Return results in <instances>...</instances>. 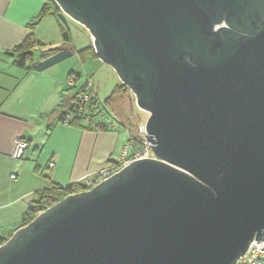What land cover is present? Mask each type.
Instances as JSON below:
<instances>
[{
  "label": "water",
  "instance_id": "95a60500",
  "mask_svg": "<svg viewBox=\"0 0 264 264\" xmlns=\"http://www.w3.org/2000/svg\"><path fill=\"white\" fill-rule=\"evenodd\" d=\"M149 114L154 159L70 195L0 264H236L264 241V0H54Z\"/></svg>",
  "mask_w": 264,
  "mask_h": 264
},
{
  "label": "crops",
  "instance_id": "0c3cea01",
  "mask_svg": "<svg viewBox=\"0 0 264 264\" xmlns=\"http://www.w3.org/2000/svg\"><path fill=\"white\" fill-rule=\"evenodd\" d=\"M44 4L45 0H0V238L4 239L22 227L37 193L94 175L121 155L129 138L121 126L92 130L59 122L64 94L74 82L68 78L72 71L56 70L62 63L41 73L16 64L15 49L30 34L47 42L44 31L38 32L48 17L39 18ZM33 52L42 51L35 47ZM19 137L28 148L21 160H14V141Z\"/></svg>",
  "mask_w": 264,
  "mask_h": 264
},
{
  "label": "trees",
  "instance_id": "16d2710c",
  "mask_svg": "<svg viewBox=\"0 0 264 264\" xmlns=\"http://www.w3.org/2000/svg\"><path fill=\"white\" fill-rule=\"evenodd\" d=\"M49 15L54 16L57 21H60L65 14L60 10L59 6L55 3L54 0H45V4L39 18L42 19L43 17ZM60 29L64 45L60 47H48L39 55H36L33 52V49L39 46L45 47V45L39 42L33 34H30L26 38V40L15 49V52L18 54V60L16 62L18 67L29 72L41 73L76 56L79 57L80 61L82 62H84L87 58L99 60L96 56L93 44L82 51L76 52L75 49L70 45L69 34L61 27ZM68 78L73 79L74 84L64 94V99L60 106L59 122L62 124L80 126L82 128L92 130L112 129L111 127L103 126L101 124L93 125L86 122L85 119L87 116L84 113L82 104L80 103V98L86 92L87 81L83 82L82 73L73 71L68 74ZM74 89L75 93L73 95L69 94L70 91ZM125 91H129V89L125 85L122 84L120 86H117L113 91L111 100L116 97L124 96ZM110 101H106L104 103L108 105L110 104ZM127 129V131L129 132V136L134 140V142H137L139 138L138 131L133 132L129 128ZM110 161H112V159ZM71 185L67 187L66 191H64L62 187L52 186L48 190L37 193L36 198L31 202L29 206L28 213L24 218L22 227L27 226L39 214L46 211L56 202L60 201L69 194L78 191V189L73 191ZM80 190H83L82 187ZM53 198L55 200H53ZM7 240L8 239L0 238V246L4 245Z\"/></svg>",
  "mask_w": 264,
  "mask_h": 264
},
{
  "label": "rangeland",
  "instance_id": "374dc122",
  "mask_svg": "<svg viewBox=\"0 0 264 264\" xmlns=\"http://www.w3.org/2000/svg\"><path fill=\"white\" fill-rule=\"evenodd\" d=\"M60 27L69 34L70 45L76 52L82 51L93 44L89 31L68 16L64 15L60 21H57L55 17L48 16L38 29V32L44 31V35H46L47 38H45L47 41L45 43L39 41L45 45V47H38L40 51L47 49L48 43H52L53 47H59L60 44L57 45V43L64 44ZM39 54L40 52L36 53V55ZM56 70L59 73H69L70 71L82 73L83 82L90 80L94 85L96 94L103 102L110 101L115 88L122 85L116 72L100 60L87 58L82 62L79 57L76 56L64 61ZM74 93L75 89L70 91L69 94L73 95ZM107 107L115 118L114 127L121 126L125 129L129 128L133 132L138 131L140 137V130L142 126H145L149 114L137 107L135 97L130 90L125 91L124 96L112 99ZM130 138L129 136L128 142ZM128 142L127 146L129 144Z\"/></svg>",
  "mask_w": 264,
  "mask_h": 264
},
{
  "label": "built area",
  "instance_id": "2783aa9c",
  "mask_svg": "<svg viewBox=\"0 0 264 264\" xmlns=\"http://www.w3.org/2000/svg\"><path fill=\"white\" fill-rule=\"evenodd\" d=\"M71 84H73V82ZM97 97L98 95L95 92L94 85L90 80H88L86 92L80 98V103L82 104L84 113L87 116L85 119L86 122L93 125L101 124L103 126L113 128L115 120L113 114L110 113L107 105ZM145 136H147L146 128L145 126H142L140 130V137L137 142H134V140L130 138L128 146L122 151L119 157L113 158L105 168L98 171L94 175H90L82 181L72 184L71 186L73 191L76 189H78V191L71 193L68 196L91 190L101 182L118 174L121 170L133 162L154 159L155 156L151 150V143L148 142V139ZM27 148L28 142L23 138H17L14 143V151L12 154L13 159L21 160L24 157ZM54 166V163H50L49 165L50 168H54ZM11 179H15V176H12ZM67 187L68 186H63L62 188L66 191ZM81 187L83 189L82 191L80 190ZM53 200L55 199L53 198ZM236 264H264V241H253L245 255H243Z\"/></svg>",
  "mask_w": 264,
  "mask_h": 264
}]
</instances>
